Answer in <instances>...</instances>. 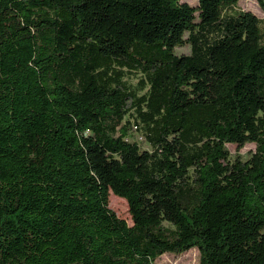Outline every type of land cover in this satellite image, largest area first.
<instances>
[{
  "label": "trees",
  "instance_id": "obj_1",
  "mask_svg": "<svg viewBox=\"0 0 264 264\" xmlns=\"http://www.w3.org/2000/svg\"><path fill=\"white\" fill-rule=\"evenodd\" d=\"M237 2L0 0V264H264V19Z\"/></svg>",
  "mask_w": 264,
  "mask_h": 264
},
{
  "label": "rangeland",
  "instance_id": "obj_2",
  "mask_svg": "<svg viewBox=\"0 0 264 264\" xmlns=\"http://www.w3.org/2000/svg\"><path fill=\"white\" fill-rule=\"evenodd\" d=\"M186 1L190 5H197V0H182ZM237 8L243 10H249L254 13L258 18L264 19V12L259 8L257 2L255 0H238L236 4ZM175 53H189L190 46L184 45L181 47L175 48ZM138 134L135 135V139L141 143V138L137 137ZM143 147H147L145 143H141ZM227 147L232 155L235 153H239L242 157H246L249 151H253L255 149L254 143H248L244 145L242 148L237 149L234 144H227ZM109 208L119 217L127 222L128 225H131V218L128 212L127 203L123 200V198L109 193ZM156 264H199V252L196 249H191L180 255L166 254L161 256Z\"/></svg>",
  "mask_w": 264,
  "mask_h": 264
}]
</instances>
